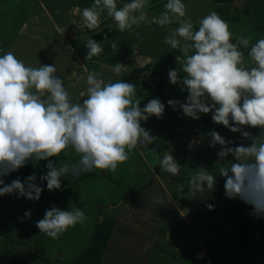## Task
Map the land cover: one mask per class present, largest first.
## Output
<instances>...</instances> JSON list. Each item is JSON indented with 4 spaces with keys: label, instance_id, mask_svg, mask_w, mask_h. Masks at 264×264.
I'll return each mask as SVG.
<instances>
[{
    "label": "clouds",
    "instance_id": "1",
    "mask_svg": "<svg viewBox=\"0 0 264 264\" xmlns=\"http://www.w3.org/2000/svg\"><path fill=\"white\" fill-rule=\"evenodd\" d=\"M148 5L149 0H93L92 6L77 11L90 31L100 27L105 13L119 32L133 31L141 24L168 27L163 42L183 53L182 62L176 59L179 67L168 70L169 83L187 93L183 100L165 103L155 97L141 107L135 83L105 81L92 71L86 78L73 73V87L82 80L86 84L74 101L64 79L57 75L56 64L36 67L12 51L0 52V198L14 195L37 202L45 187L61 190L66 176L114 172L137 148L157 152L148 146L157 144L158 137L142 125L152 117L161 119L168 106L192 120L211 114L214 124L248 141L237 144L216 130L208 132L209 147L219 146L214 165H220L218 176L212 172L214 167L201 165L188 183L196 190L214 191L222 178L227 199L242 201L251 207L249 215L264 218V37L252 43L250 37L234 36L216 11L194 24L185 0H166L157 16H149ZM103 41L92 37L86 41V61L104 52ZM111 48L117 49L115 42ZM243 49H247L249 62ZM124 67L115 63L111 70L119 75ZM247 129H259V135ZM70 151L78 160L66 163L58 159ZM162 153L160 169L172 177L180 176L182 166L172 151ZM41 161L44 171L38 176ZM29 164L32 174L6 183V178ZM30 218V210L21 217ZM86 219L80 207L53 205L35 226L55 240Z\"/></svg>",
    "mask_w": 264,
    "mask_h": 264
},
{
    "label": "rangeland",
    "instance_id": "2",
    "mask_svg": "<svg viewBox=\"0 0 264 264\" xmlns=\"http://www.w3.org/2000/svg\"><path fill=\"white\" fill-rule=\"evenodd\" d=\"M248 1L249 4L256 2V13L258 9L263 10L262 0ZM63 2L66 8H70L69 13L74 15V22L81 19L77 9L93 4V0ZM165 2L149 0L145 10L149 16H157ZM43 4L39 0H0V52L12 51L26 64H37L36 67L42 63L41 57L53 60V55L42 56V43L35 40L36 37L24 34L26 26L34 33V27L41 26L39 20L46 17L48 10ZM262 10L260 13L264 15ZM102 17L98 29L106 31L115 27L114 21L106 13ZM79 25L83 26V23ZM137 28H143L137 35H146L150 31V27L144 24ZM70 29L68 34L73 36L74 32L71 31L75 27L71 25ZM85 30H80L77 40L65 35L66 32L62 35L67 42L72 39L81 45V38L90 35ZM40 32L41 29H38L42 36ZM52 40V36L46 42L43 39V47L50 48ZM153 46L151 50L147 49L149 54H152ZM143 47L139 52H145ZM169 47L167 45L163 51ZM80 50L78 55L82 63L89 67L88 71L98 64L121 63L132 67L127 58L110 49H105L89 61H85L86 51ZM51 52L55 50L51 49ZM144 56L141 53L134 59ZM134 59L137 74L133 71L128 78L130 83L137 85L136 98L141 99V107L155 97L165 103L168 99L185 98L186 92L181 93L178 86L169 83V69L164 64L171 60L169 57L154 59L145 71L135 66ZM73 64L64 69L63 61L61 66L57 64L56 67L61 70L59 75L72 93L73 100L77 101L82 88L76 84L71 89V83L69 88L67 80ZM177 67L179 65H174V68ZM107 70L116 78L112 70L104 66V72ZM142 126L158 137V144L148 146L157 152L137 148L129 160L120 164L114 172L96 170L79 178L66 176L61 190L49 191L45 187L37 202L17 199L14 195L0 198V264H264V218L249 215L251 207L242 201L227 199L222 178H218L214 191L196 190L188 183L198 167L203 165L211 169L218 159L216 153L219 146L215 149L209 147L208 132L216 130L237 144L248 141L242 139L239 133L234 134L222 125L214 124L211 114H202L199 120H192L168 106L161 119L152 117ZM247 130L259 132V129ZM190 143L193 144L191 149L188 147ZM163 151H172L179 161L182 166L180 176L172 177L160 169L159 160ZM58 159L72 163L78 157L70 151L67 156L62 154ZM44 163L41 161L36 169L38 176L44 171ZM219 167L217 164L212 169L214 175L218 176ZM33 171L29 164L6 178V183L17 177L23 179ZM143 186L147 187L144 193L130 201L129 193ZM53 205L62 209L80 207L87 219L53 240L40 233L35 226L36 221L43 218L45 210ZM97 206L101 208L97 210ZM26 210L31 211V218L22 220ZM102 223L105 226L100 228L101 235L97 237L95 245L92 242L94 227Z\"/></svg>",
    "mask_w": 264,
    "mask_h": 264
},
{
    "label": "crops",
    "instance_id": "3",
    "mask_svg": "<svg viewBox=\"0 0 264 264\" xmlns=\"http://www.w3.org/2000/svg\"><path fill=\"white\" fill-rule=\"evenodd\" d=\"M39 1H41L42 3L44 2L43 4L44 8L47 7L48 9L45 13L46 17L43 18L44 21L39 20L41 22L40 27L38 25H37L38 27L37 26L34 27L36 28V30H34L35 33L32 32L31 29L27 30V26H26V28H24V32H25L24 34H26L27 36L33 35V38L36 37L35 40H37L39 43H42L41 44L42 49H43V52H41L42 56L44 55L54 56L53 60L48 57L46 58L44 57L45 59L41 57L42 64H56V66L57 64H59V66H61L64 61V65L62 67L64 69H67L69 64L74 63L73 67L69 69V74L71 75L67 79L69 81V84H68L69 88L71 84L73 85L75 84V77L73 76L74 72L77 73V75H83L86 78L87 72L95 71L99 73L100 76L105 81H108V80L115 81L118 79H124L125 81L129 82V78H128L129 74H131V72H133L134 70L136 71V69L133 66V59L136 55H139L141 53H143L146 56L136 57V58L146 59L147 64L143 68H140L136 65L135 66L139 69H143L144 71L146 67L152 64L153 60L156 58L160 59L166 56L171 59L170 61L164 62L166 69L174 68V65H178L177 60L180 62L183 61V53L180 52L179 49H172L171 47H169L168 49L161 51V53H158L157 50L153 49L151 52L152 54H149V51H147V49L151 50V47L155 44V42L159 40L164 41L163 38L168 34V31H169L168 27L161 28L153 24L149 26L150 31L147 32L148 34L146 35H137L139 30L142 31L143 28L142 29L137 28V29H134L133 31H125V32H119L118 30H116L115 27H111L109 30H106V31L105 29H96V30H99L98 32L85 30L86 28L84 26L79 25V24H82V17H79L81 19L78 21L75 20V22H77L75 23L73 19L74 15L69 13V9H70L69 7L66 8L63 5L64 3L63 0H60V1L58 0H39ZM185 3L187 5L188 16L192 18L194 24L199 18H202L209 12L216 11L225 21L228 22L230 26V30L233 32L234 36L243 35V36L250 37L252 43H255L257 39L264 37V15L260 13L262 9H258L259 11L256 13V10H257V8H255L256 2L249 4L248 0H185ZM261 4L264 10V0L261 1ZM162 9L163 8H161L160 10L162 11ZM51 10H52V13H51ZM54 11L56 12L55 14L53 13ZM258 14H261V16H259ZM71 25L75 27V30L73 31L74 32L73 36H70L68 34L69 30H71L70 29ZM196 26L198 27V24ZM80 27H82L83 29H81ZM37 28L41 29L40 33L42 34V36L39 35ZM80 30H85L86 34L89 33L91 35V36L87 35L85 38L83 36L81 38L82 39L81 45L78 44V42H74L77 40V37H78L77 35H80ZM65 32H66L65 35L69 37H75L76 40L71 39L73 42H71V40L70 42H67L66 38H64V35H62V33H65ZM37 36H40V37H37ZM49 36H52L54 39L52 40V46L50 48L47 46L43 47L44 46L43 39H44V42H46V39H48ZM105 36H107V40L103 41ZM90 37H92L98 42L103 41L104 50L110 49L114 51L115 53H117V55L124 57L125 59L127 58V62L130 61V65L132 67L130 68L125 65L123 71L119 75L114 74L116 78L113 77L110 70H107L106 72H104V66L106 67V69L107 68L112 69L114 65L98 64L97 66H95V68H91V70L88 71L87 69H89V67L86 66L85 63H82L78 55V52H79V48L87 52V49L85 48L84 44ZM113 42H115V44L117 45L116 50L111 48V44ZM141 47H143L145 52H139ZM51 49L52 51L55 50V52H51ZM243 51L245 53V61L249 62L247 58V49H243ZM68 60H71L69 64H67ZM155 64H158V62ZM135 71L133 73H135L136 75L137 72ZM137 71L140 72L142 70H137ZM60 73H61V70L58 69L57 75H59ZM73 85L71 86V89H73L72 88ZM79 86L83 90L86 87V84L82 80L79 83ZM164 97L165 95L163 94L162 98ZM253 130L254 129H252V131ZM258 133L252 132L253 135H259ZM262 139H264V137H262ZM239 143H241V141Z\"/></svg>",
    "mask_w": 264,
    "mask_h": 264
},
{
    "label": "bare ground",
    "instance_id": "4",
    "mask_svg": "<svg viewBox=\"0 0 264 264\" xmlns=\"http://www.w3.org/2000/svg\"><path fill=\"white\" fill-rule=\"evenodd\" d=\"M73 32V31H71ZM73 34V33H72ZM164 47H166L165 43L163 42V40H159L157 41L154 46H153V49L157 50L158 53H161V51H163ZM135 65L140 67V68H143L147 63V60L144 59V58H135Z\"/></svg>",
    "mask_w": 264,
    "mask_h": 264
},
{
    "label": "trees",
    "instance_id": "5",
    "mask_svg": "<svg viewBox=\"0 0 264 264\" xmlns=\"http://www.w3.org/2000/svg\"><path fill=\"white\" fill-rule=\"evenodd\" d=\"M103 226H105L104 223H102V224H100V225H96V226L94 227V233H93V236H92V242H93L95 245H97V241H98L97 237H98V236L100 237V235H101V233L99 232V231H100V228L103 227Z\"/></svg>",
    "mask_w": 264,
    "mask_h": 264
},
{
    "label": "water",
    "instance_id": "6",
    "mask_svg": "<svg viewBox=\"0 0 264 264\" xmlns=\"http://www.w3.org/2000/svg\"><path fill=\"white\" fill-rule=\"evenodd\" d=\"M146 188H147L146 186H143L134 192H130L128 195L129 200L131 201L135 197H138ZM100 208H101V206H97V210H99Z\"/></svg>",
    "mask_w": 264,
    "mask_h": 264
}]
</instances>
